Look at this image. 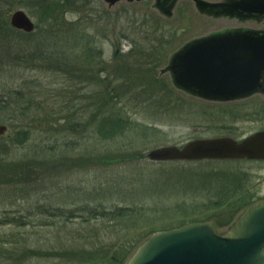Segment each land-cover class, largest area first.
<instances>
[{
	"label": "rangeland",
	"instance_id": "rangeland-1",
	"mask_svg": "<svg viewBox=\"0 0 264 264\" xmlns=\"http://www.w3.org/2000/svg\"><path fill=\"white\" fill-rule=\"evenodd\" d=\"M158 1L109 5L86 0L66 5L59 17L51 8L44 10L42 0H21V8L4 13L9 24L10 13L23 10L34 29L26 33L9 24L14 34L0 35V126L5 127L0 134V264H63L60 254L70 250L97 251L111 244L121 249L133 233L169 230L192 219L222 234L243 209L234 213L231 201L207 210L194 198L203 183L196 175L202 171L244 173L239 197H264L263 161L148 160L154 148L244 136L259 126L252 120L255 110L264 118V93L235 101L204 99L179 87L168 68L172 54L195 37L214 29L261 28L263 22L205 16L191 0H173L169 7ZM51 14L48 21L45 16ZM70 22L76 31L94 34L102 54L81 53L77 39L71 44ZM103 97L108 100L103 111L124 110L137 134L97 135ZM83 206L141 207L143 218L133 217L139 222L126 235L123 224L89 220L86 212L77 211L66 223L48 213ZM43 222L51 225L39 226ZM13 246L18 252L7 259L6 248ZM25 250L39 256L23 259Z\"/></svg>",
	"mask_w": 264,
	"mask_h": 264
},
{
	"label": "water",
	"instance_id": "water-1",
	"mask_svg": "<svg viewBox=\"0 0 264 264\" xmlns=\"http://www.w3.org/2000/svg\"><path fill=\"white\" fill-rule=\"evenodd\" d=\"M104 1L113 5L119 0ZM193 1L199 8L216 7L228 15L264 17V0ZM9 16L11 27L33 31V22L23 10ZM168 68L179 87L204 99L249 95L264 82V31H227L196 39L173 55ZM4 129L0 126V134ZM147 158L157 162L264 159V133L240 142L230 137L194 139L181 146L154 148ZM125 264H264V199L247 205L222 234L205 222L155 231L137 245Z\"/></svg>",
	"mask_w": 264,
	"mask_h": 264
},
{
	"label": "trees",
	"instance_id": "trees-1",
	"mask_svg": "<svg viewBox=\"0 0 264 264\" xmlns=\"http://www.w3.org/2000/svg\"><path fill=\"white\" fill-rule=\"evenodd\" d=\"M41 1V0H40ZM43 1V8L44 10L46 8L53 9V15H56L57 12L59 13V17H62V14L66 12L65 6L66 5H75L78 2L84 1L83 3H87L86 0H66L65 3L61 0H42ZM28 2V1H27ZM21 0H0V35L4 34L5 32H8L10 34L13 31L9 27L8 21L5 18L4 13L12 11V9L15 8H21L23 4H21ZM25 8H27V5H25ZM46 14V12H44ZM53 15H46L45 17L48 19V21L53 18ZM45 19V18H44ZM62 20H60L61 24ZM75 22H70L68 26V39L69 41H72L77 39L75 41L76 45L81 44L82 45V52L83 54L87 56H92L93 54L99 55L102 54L101 50L97 48V40L95 38L94 34H89L88 32H85V29L76 31L75 30ZM64 25V24H61ZM65 29V28H64ZM66 30H63V32ZM66 34H64V38L67 39ZM66 40V42L68 41ZM74 42V41H73ZM72 44V42H71ZM118 48L116 47L113 50V54L117 52ZM88 67V65H87ZM109 97L111 95V92L108 91L107 94ZM112 98V97H110ZM107 98L103 97L102 100L99 101L100 111H103L107 109ZM101 115H99L98 119H95V125H94V131L97 133L99 137H104L108 139L116 138L119 135H122L126 132L132 131L133 133H136V130L134 128L133 123L130 122L128 117L125 115L124 110L123 111H115L108 109L107 111H103ZM242 174V175H241ZM238 173V172H232V171H224V170H214L211 169L209 171H202L196 176L199 177V179L203 180V183L200 185V190L196 193L197 195L194 196L197 200H201L204 205V207L207 210H217L219 208L224 207L229 202L233 201L235 202V205L233 207L234 213L239 212L241 209H243L245 206L250 204L251 201L243 200V198H240L242 190H245L246 185V177L244 173ZM245 183V184H244ZM195 200V201H197ZM130 207H117L112 210H107L105 208H86L85 206L78 208L77 210H63L62 208L54 209L49 211L50 217H57L60 220H62L64 223L71 221V219L76 218L75 214L77 211L79 213L86 212L89 216V220L93 219L94 221H101L103 223H117V225H120L119 223L123 224L126 229V235L129 234L130 230L133 229V223H138V220H142L143 218V208L138 207V209H132ZM193 209V208H192ZM192 211V210H191ZM135 212V213H134ZM133 215V216H132ZM146 216V215H144ZM137 218L136 219H133ZM195 219H192L191 222H193ZM202 220V219H201ZM15 222V220H4L1 223H11ZM178 225L176 227H169L167 229H173L180 226L185 225L182 222H178ZM20 225V223L18 224ZM51 225V223H41L39 226H48ZM130 226V227H129ZM162 229H165V227H162ZM153 231H149L148 234L142 235L133 233L131 236V239L129 241H126L125 243H122L121 249H117V244H111L110 246H103L99 250H88V251H77L76 250H70L65 255H61V259L63 258L64 261L63 264H87V263H95L96 264H125L126 260L130 256L131 252L135 249V247L143 240L145 239L149 234H151ZM124 241V240H123ZM13 247L6 248L8 252L7 259H11L10 254L14 255L18 250H15L13 252ZM2 250V249H1ZM50 251V250H49ZM22 254L23 259L26 257H29L30 255H37L38 252H29L28 250L23 251ZM59 255V254H57ZM47 257V256H44ZM80 257V258H79ZM53 261H55L57 258L51 257ZM71 258H76L71 260ZM46 261H49L47 259ZM100 261V262H99ZM60 262V263H61ZM52 264V263H51ZM57 264V263H56Z\"/></svg>",
	"mask_w": 264,
	"mask_h": 264
},
{
	"label": "flooded vegetation",
	"instance_id": "flooded-vegetation-1",
	"mask_svg": "<svg viewBox=\"0 0 264 264\" xmlns=\"http://www.w3.org/2000/svg\"><path fill=\"white\" fill-rule=\"evenodd\" d=\"M168 1L169 0H159L158 2H159V4L161 6H164L165 7ZM191 1L194 2L193 0H191ZM228 1H230V0H222L221 2H228ZM194 4H196V3L194 2ZM200 9H204V11H200V12H202V14L205 15V16H209V17H213V18L224 16L225 18L237 19L238 21L250 20V19L251 20H255V21L256 20H261L263 22L262 23L263 25H262L261 28H253V29H249V28H236V29H230V30H225V31H224V29H222V30L214 29V31L211 32V33H207L205 35H202V36H199V37H195V38H193V39H191V40L183 43L172 55H174L177 51H179L181 48H183L187 44L195 41L196 39H199V38H202V37H205V36H208V35H212V34H216V33H222V32H227V31H246V30L264 31V17H253V16L252 17H246V16H239V15H228V14H225V13H221L220 12V9L219 8H216V7H214V8L213 7H211V8L210 7H206V8H200ZM211 9H215L214 12L211 11ZM216 30H218V32H216ZM259 88L256 89L258 91L255 90L252 93H250L249 95H246L247 97L246 96H243V97H239V98H235V99H231V100H234L235 101V100L240 99V98L241 99H245V98H248V97L253 96V95L255 96L258 93H264V82L261 84V86ZM262 111H263V115H264V108L262 109ZM254 114L255 115H253V116H255L256 118L255 119H252V120L255 121L256 123H258L259 126L257 127V129L251 131L250 133H248V134H246L244 136H241L239 138H235L234 140H236V141H242L243 139H245V138H247V137H249L251 135L264 133V118H261V116H260L262 114V112L259 113L258 110H255V113ZM226 137H229V136H226ZM232 139H233V137H232ZM241 160L242 161L243 160L244 161H253V162H261V161L264 162V159H241ZM241 160H235V161H241ZM263 198H260V199H263ZM256 200H259V199H256ZM251 202H254V201H251Z\"/></svg>",
	"mask_w": 264,
	"mask_h": 264
}]
</instances>
